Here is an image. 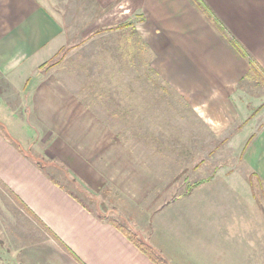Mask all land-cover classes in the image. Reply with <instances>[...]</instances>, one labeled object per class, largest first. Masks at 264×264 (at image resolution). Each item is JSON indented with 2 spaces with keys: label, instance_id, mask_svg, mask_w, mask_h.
<instances>
[{
  "label": "crops",
  "instance_id": "crops-1",
  "mask_svg": "<svg viewBox=\"0 0 264 264\" xmlns=\"http://www.w3.org/2000/svg\"><path fill=\"white\" fill-rule=\"evenodd\" d=\"M95 1L97 13L103 14L97 30L127 22L135 13L142 17L123 29L150 53L145 61L154 80L162 83L153 86L162 85L163 93H172L185 108L189 106L205 132L226 137L240 120L246 123L249 101L245 98L253 94L247 91L249 80L264 75V0ZM44 4V0H0V75L10 83L21 66L45 60L46 51L64 33L61 21ZM60 80L46 78L35 96L39 110L51 111L40 119L59 134L53 144L55 154L46 150L47 156L62 161L66 154L71 175L83 179L98 198L104 196V202L119 201L112 199L108 184L143 202L145 190L156 184L154 173L161 172L145 167L140 154L123 143L87 148L79 157L78 141L64 135L73 130L82 107ZM138 89L130 88L135 96L129 99L136 103L132 110H147L148 116L159 118L154 114L159 103L155 91L154 96H141ZM256 117L252 113L248 121ZM165 120L170 118L153 120L152 126H164ZM251 136L245 142L243 161L264 186V120ZM21 148L0 131V239L2 235L17 246L10 250L5 245L6 264H160L114 224L118 221L100 217L84 199L57 184L50 168H39ZM200 185L199 189L207 183ZM192 195L164 203L154 211L148 227H140L138 235L166 264H264V198H226L222 188L211 198ZM225 213L233 217L230 227L223 224ZM118 214L126 218L133 213ZM245 217L253 220L247 227H236L246 222ZM244 240H252L253 245Z\"/></svg>",
  "mask_w": 264,
  "mask_h": 264
},
{
  "label": "rangeland",
  "instance_id": "rangeland-1",
  "mask_svg": "<svg viewBox=\"0 0 264 264\" xmlns=\"http://www.w3.org/2000/svg\"><path fill=\"white\" fill-rule=\"evenodd\" d=\"M44 2L45 7L53 11L54 16L63 24L64 33L61 39L46 51L48 54L45 60L38 62L35 59L29 66L27 63L21 66L22 70L16 72L15 78H11V83L0 75V131L11 140L19 142L25 150L21 149L32 156L33 160L44 159L47 163H53L57 169H54L51 163L45 168H50L48 173L55 181L59 180L66 189L84 199L97 214L100 213L118 223L124 222L125 226L128 223L132 226H126L130 229L128 231L139 243L144 241L138 235L141 233L140 227L147 228L154 211L166 202L190 194H193L192 198L197 199L211 198L219 188L224 190L226 198H264V186L256 176L248 172L243 161L245 142L264 120L263 74L249 80L247 91L253 94L245 98L249 101L248 105H245L247 111L243 121L246 120V123L243 124L240 120L230 131L231 134L215 137L202 129L204 127L189 106L185 108L183 101L176 95L171 93V96H168L163 93L160 85L162 83L154 80L149 64L145 61L149 59L150 53L144 52V47L136 44L135 35L130 34L128 29H123L129 26V23L141 20L139 14L135 13L133 19L127 22L122 20L123 22H117L110 28L100 26L104 29L97 30L103 14H98L99 9L94 8L97 4L95 0ZM56 11H59V14H56ZM48 77L61 79L62 85L68 88L69 95L82 107L73 126L77 133L73 135L72 128H69L64 135L69 141H78L81 149L77 152L79 157H83L87 148H101L100 146L111 144H115L113 147H120L123 143L125 148H134L140 154L145 167L152 171L153 167L156 172H161L154 173L156 177L152 182L156 184L153 188L145 190L143 202L135 201L125 191L113 187L112 184H108L111 186V197L119 201L116 204L104 202V196L98 198L96 193L89 190L83 179L71 175L72 169L66 163L71 160L66 154V159L62 161L47 156L48 151L52 155L55 154L53 144L56 138L59 139V134L40 119L46 115L50 116L51 111L39 110L35 96L39 86ZM153 82L160 84L153 86ZM135 87L139 88L141 96H154L155 91L159 103L155 104L154 114L158 113L159 118L148 116L147 110H132L136 103L129 99V96H135V93L130 92V88ZM142 87L151 88L149 92H144ZM131 99L134 100V97ZM104 106L111 108L105 110ZM252 113L257 117L248 121ZM140 116L142 118H139ZM243 116L244 112L241 111V119ZM168 118L170 121L165 120L164 126H152L153 120ZM36 165L41 168L37 162ZM222 170L224 172L221 174ZM74 180L78 183L80 191L72 184ZM204 181L207 185L199 189L198 185H202ZM231 181L233 186L230 185ZM211 182L214 184H210ZM107 189L108 187L106 194ZM118 210L125 215L126 211L133 214L121 218L118 216V213H121ZM223 217L224 226L230 227L233 217L227 213ZM252 220L253 218L245 217L246 222L237 224L236 227H247ZM133 221L137 222L131 224ZM1 238L0 263L6 264L8 252L5 245L10 250L13 247L16 250L17 246L13 245L9 238H3L2 235ZM244 241L248 246L253 245L252 240ZM214 245L213 243L209 246ZM150 250L164 262L163 257L156 254L157 251L153 248Z\"/></svg>",
  "mask_w": 264,
  "mask_h": 264
},
{
  "label": "trees",
  "instance_id": "trees-1",
  "mask_svg": "<svg viewBox=\"0 0 264 264\" xmlns=\"http://www.w3.org/2000/svg\"><path fill=\"white\" fill-rule=\"evenodd\" d=\"M43 161H44V164H43ZM37 162V164L42 168V169H46L45 167L49 164V163H51V162H46L44 159H42V160H37L36 161ZM51 165H54L53 163H51ZM55 166V165H54ZM253 175L254 176H256L257 178H258V176H257V174H254L253 173ZM51 178H53V177H51ZM259 179V178H258ZM53 180L55 181V179L53 178ZM260 182H261V180H259ZM57 184H59L60 186H63V184L62 183H60V182H58V181H55ZM74 186H76V188L79 190V188H78V183L74 180L73 181V183H72ZM251 185H252V183H251ZM80 191V190H79ZM71 195H73L75 198H77V199H79V200H82L81 198H79V196H76L73 192H69ZM82 202V201H81ZM99 216L100 217H102V218H105V216H103V215H101L100 213H99ZM114 224H116L117 225V227L121 230V231H123L127 236H129V238H131L132 240H135L136 242H139V240L137 239V238H135L134 236H133V234H131L130 233V231H128V230H126V228H123L122 226H120L117 222H115L114 221ZM140 248L144 251V252H149L153 257H155L156 259H157V261H158V263H160V264H166L165 262H161V260L159 259V258H157L152 252H151V246L149 245V244H147L145 241H141L140 242Z\"/></svg>",
  "mask_w": 264,
  "mask_h": 264
}]
</instances>
